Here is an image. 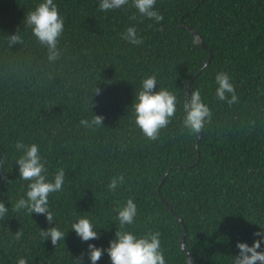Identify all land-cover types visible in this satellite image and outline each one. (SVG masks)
Wrapping results in <instances>:
<instances>
[{"label":"trees","instance_id":"16d2710c","mask_svg":"<svg viewBox=\"0 0 264 264\" xmlns=\"http://www.w3.org/2000/svg\"><path fill=\"white\" fill-rule=\"evenodd\" d=\"M39 2L0 0V202L9 209L0 219V264L19 257L27 264H92L88 245L109 247L120 230L114 209L129 197L138 213L124 230L159 231L166 264H189L179 245L184 231L191 264H232L237 242L252 245L264 229V0H156L158 23L130 4L103 12L99 0H54L64 18L55 62L24 23ZM129 26L141 45L120 38ZM15 33L23 43L9 46ZM221 70L232 78L235 103L215 95ZM150 75L154 91L167 88L178 101L156 141L143 135L132 110ZM195 89L212 116L200 134L189 135L183 104ZM93 115L103 124H80ZM17 141L39 145L49 179L65 170L62 190L49 196L51 223L11 211L27 183L15 163ZM119 174L124 184L108 191ZM81 216L99 239L82 241L71 229ZM56 225L66 234L53 245L40 231ZM96 264H111L106 251Z\"/></svg>","mask_w":264,"mask_h":264},{"label":"clouds","instance_id":"9594fccd","mask_svg":"<svg viewBox=\"0 0 264 264\" xmlns=\"http://www.w3.org/2000/svg\"><path fill=\"white\" fill-rule=\"evenodd\" d=\"M135 8L138 13L146 18L152 19L157 23L163 19V15L155 8L156 0H99L98 8L100 11L109 12L121 9L129 5ZM135 15L131 19H135ZM24 23L32 31L37 41L46 47L47 59L50 62L57 61L61 56V49L58 47L60 37L64 31V18L59 12L58 6L54 0H42L33 10H30L25 16ZM120 38L131 45L139 46L143 43L142 37L137 34L134 26L127 27ZM9 46L23 43V38L19 33L8 37ZM231 76L221 70L215 75V95L221 101H227L229 104L237 101V95ZM157 84L154 75L147 76L142 80L141 87L136 91L135 100L132 104L134 121L143 135L152 141L159 139L160 131L167 128L172 118L177 112V95L167 88H160L154 91ZM99 94V89H96ZM230 94V98L229 95ZM183 127L189 135H196L201 132L206 122L211 121L212 112L208 104L202 98L199 89L192 90L186 95L183 104ZM103 116L93 115L89 120L84 118L80 124L91 128L103 124ZM16 149L20 152L15 163L19 167L20 179L27 182L24 195L12 204L11 211L20 213L22 210L29 214L36 213L45 215L47 221H54L53 213L49 210V196L62 190L65 182V170L57 169L52 179L48 178V169L46 160L41 154L38 144H26L23 141H17ZM5 163L0 159V166ZM125 182L123 174L113 176L107 189L114 192ZM117 215L115 219L119 222L120 230L115 233V238L109 242V247L103 249L94 244L88 245V255L92 264H96L106 251L110 257L111 264H166L159 231H147L137 236L133 232L124 230L126 225H132L137 217L138 209L134 199L129 197L123 204L117 205L114 209ZM9 213V209L0 202V219H3ZM82 241L99 239L95 226L90 220L81 216L71 225ZM262 229V228H261ZM65 232L61 231L56 225L47 230H41L40 236L43 240L50 239L53 245L64 240ZM22 232L17 231L15 239L19 240ZM254 236L260 239L254 240L252 245L246 242H237L239 249L238 255L232 257V264H264V251H261V243L264 241V229L255 232ZM17 264H27L24 257L17 258ZM79 264V258L78 262Z\"/></svg>","mask_w":264,"mask_h":264},{"label":"water","instance_id":"95a60500","mask_svg":"<svg viewBox=\"0 0 264 264\" xmlns=\"http://www.w3.org/2000/svg\"><path fill=\"white\" fill-rule=\"evenodd\" d=\"M180 26L183 27V28H187L188 30H190V32L194 35L195 42L198 43V44H200V45H202V43H201V39H200L199 35H198L193 29L188 28V27H185V26L183 25V23H182V20H180ZM208 60H209V59H208ZM208 60H207L206 62H204L203 67L206 65V63L208 62ZM187 94H189V91H188V90H187V92H186V95H187ZM200 133H201V132H200ZM200 133H199V134H200ZM199 136H200V135H199ZM178 218H179V217H178ZM179 220L181 221L180 218H179ZM181 223H182V221H181ZM185 233H186V231H184V234H183L182 238H181L180 241H179V245H180V247H181V248L187 253L188 262H189V264H191L192 254H191V253L186 249V247H185V241H184Z\"/></svg>","mask_w":264,"mask_h":264}]
</instances>
